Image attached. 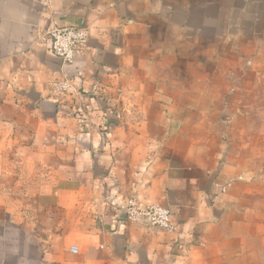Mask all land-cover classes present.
I'll return each mask as SVG.
<instances>
[{
	"label": "crops",
	"instance_id": "0c3cea01",
	"mask_svg": "<svg viewBox=\"0 0 264 264\" xmlns=\"http://www.w3.org/2000/svg\"><path fill=\"white\" fill-rule=\"evenodd\" d=\"M74 25L64 68L41 34ZM263 54L264 0H0V264H264ZM129 198L176 229L114 222Z\"/></svg>",
	"mask_w": 264,
	"mask_h": 264
},
{
	"label": "built area",
	"instance_id": "2783aa9c",
	"mask_svg": "<svg viewBox=\"0 0 264 264\" xmlns=\"http://www.w3.org/2000/svg\"><path fill=\"white\" fill-rule=\"evenodd\" d=\"M41 39L46 42L49 51L58 58L63 67H73L78 57L86 50L89 42V28L87 26H52L41 34ZM63 68V70H64ZM81 73L70 76L67 72L51 82L52 98L59 103L67 113H73L84 123L87 115L79 103L84 98L77 80ZM93 98L97 93L93 90ZM111 112L107 111L106 114ZM110 125L105 124L104 131H109ZM114 222L128 221L140 223L149 227L159 228L172 232L176 225L172 219L170 209L158 203H143L134 198H129L123 210H118L113 217ZM75 249V248H74Z\"/></svg>",
	"mask_w": 264,
	"mask_h": 264
},
{
	"label": "rangeland",
	"instance_id": "374dc122",
	"mask_svg": "<svg viewBox=\"0 0 264 264\" xmlns=\"http://www.w3.org/2000/svg\"><path fill=\"white\" fill-rule=\"evenodd\" d=\"M208 29L210 31H212L213 33H215V31L217 30L216 27H210ZM243 61L244 62L242 64V67L251 69L253 66L254 67L260 66L261 67L260 69L264 72V54L261 57H257L256 59L251 58V59H245ZM217 62L220 65H222V66L227 65V63H229V64H231V66H233L236 63L235 60H232V59H230V60L219 59ZM238 66H239V64H238ZM216 80H215V83H225V76H223V75L217 76ZM248 94H249L250 97H254L253 96L254 95V91H250V92H248ZM259 96L262 97V100H263L262 102H263V105H264V82H263V86L261 87V90L259 92ZM250 110H251L250 113H253L254 110H253L252 107H250ZM260 110H262V112L264 113V106Z\"/></svg>",
	"mask_w": 264,
	"mask_h": 264
}]
</instances>
